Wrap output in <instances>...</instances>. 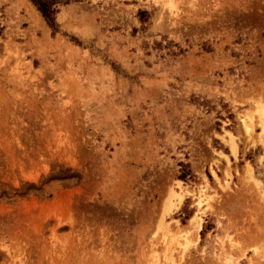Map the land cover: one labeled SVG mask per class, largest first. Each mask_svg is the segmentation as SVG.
<instances>
[{
	"label": "rangeland",
	"instance_id": "rangeland-1",
	"mask_svg": "<svg viewBox=\"0 0 264 264\" xmlns=\"http://www.w3.org/2000/svg\"><path fill=\"white\" fill-rule=\"evenodd\" d=\"M47 1L0 0V264H264V0Z\"/></svg>",
	"mask_w": 264,
	"mask_h": 264
},
{
	"label": "bare ground",
	"instance_id": "bare-ground-1",
	"mask_svg": "<svg viewBox=\"0 0 264 264\" xmlns=\"http://www.w3.org/2000/svg\"><path fill=\"white\" fill-rule=\"evenodd\" d=\"M172 5V4H171ZM261 108V107H260ZM259 108V109H260ZM258 111H260V115H261V124H262V128H263V130H264V107H262L260 110H258ZM245 128H246V131L247 132H249L250 130H251V124H246L245 125ZM207 197V196H206ZM205 200L207 201V198H205ZM201 201L202 202H204V199L202 200L201 199ZM199 217L198 216H193L191 219H190V228H188V229H185L186 231H183L181 234H180V236H182V237H184V241L185 242H179L178 244H179V246H181V248H182V255H181V259H182V257L186 254V253H188L187 251H188V249L190 248V243H192L191 241H190V238H191V236H190V234L194 231V230H197L198 229V227H195L196 226V221H197V219H198ZM163 224V223H162ZM198 225H199V223H198ZM163 226H164V224H163ZM162 225H161V229H162V231H164V236H163V243H164V246H165V249H166V251L168 250V249H170L169 248V242L170 241H168L169 240V230L167 231V230H165V227H163ZM194 229V230H193ZM166 231V232H165ZM163 233V232H162ZM173 234H175V233H173ZM195 234V233H194ZM197 236V235H196ZM197 239V238H196ZM171 240H173V238H171ZM152 247V246H151ZM170 251V250H169ZM156 254V253H155ZM156 260V259H155ZM154 260V261H155ZM166 260H168L170 263H172V264H177V261L173 258V256H167L166 255ZM159 262V261H158ZM164 264V263H163Z\"/></svg>",
	"mask_w": 264,
	"mask_h": 264
},
{
	"label": "trees",
	"instance_id": "trees-1",
	"mask_svg": "<svg viewBox=\"0 0 264 264\" xmlns=\"http://www.w3.org/2000/svg\"><path fill=\"white\" fill-rule=\"evenodd\" d=\"M34 4L38 7V9L42 12L44 17L49 21L52 22V16L54 10L51 8V5L47 0H32Z\"/></svg>",
	"mask_w": 264,
	"mask_h": 264
}]
</instances>
